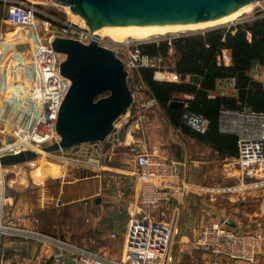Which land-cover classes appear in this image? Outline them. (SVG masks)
I'll return each instance as SVG.
<instances>
[{
	"label": "built area",
	"instance_id": "1",
	"mask_svg": "<svg viewBox=\"0 0 264 264\" xmlns=\"http://www.w3.org/2000/svg\"><path fill=\"white\" fill-rule=\"evenodd\" d=\"M51 1L55 7L63 6L56 1ZM52 19L57 21L59 27L56 35L45 38L41 32L47 31V24L49 25ZM7 26L30 28L34 41L32 89L29 94L30 114L26 116L23 112L28 120L26 131L16 143L10 146L9 151L17 154L24 150H32L42 155L46 153L42 151L43 147L58 142L60 139L55 124L61 103L71 85L70 80L60 73V64L64 60V55L52 49L51 39L54 36H60L88 44L93 37L89 28L69 19L52 18L32 0H0V49L10 34ZM171 37L156 38L150 42L158 43L165 39L170 40ZM98 43L106 48L108 45L114 46L113 43H108L102 38L98 39ZM142 43L125 42L111 48L123 61L128 72L129 84L132 85V105H135L134 112L137 115L135 122L140 128L146 122L145 115L158 105L157 98L149 89L147 90L140 76V70L142 68H152L157 71L167 69L161 64V57L141 52ZM3 77V67L0 63V125L3 130L7 131L10 125L8 123L9 114L18 109H13L4 102ZM122 119L115 124L104 143L83 144L87 146L83 157L79 156L81 151L79 149L83 145L73 147L76 148L77 155L68 154L64 151L69 149H64L48 153L49 157H54L60 162L74 160L81 166L82 172L84 169L97 172L107 171L105 156L108 155L111 159L115 154L114 147L128 145L119 136L121 128L126 123V120L122 122ZM182 122L190 131L200 134L207 131L209 123L204 115L191 111L183 113ZM217 126L220 133L233 135L236 138L237 154L232 162L242 171L248 182L234 185V187H222L220 190L215 188H209V190L212 192L219 190L220 193H225L229 190L263 188L264 112H257L249 107L241 109L222 107L219 110ZM130 149L133 154L129 160L134 166L133 174L137 184L136 196L139 211L128 220L124 256L120 260L104 259L99 254L85 248L60 238L48 237L31 229H12L4 223L5 191L3 189L2 192L0 190V233L18 235L23 239L36 237L50 242L55 246L52 253V260L55 264H162L172 246L173 228L169 219L170 208L182 204L188 195L199 193L198 191L207 188L185 178L180 161L156 157L157 155L152 152L136 150L135 147ZM114 235L112 234V237ZM194 246L210 253L214 264H218L221 257L239 260L246 264H255L264 248V225L261 221H257L254 228L243 230L228 225L226 220L216 221L206 225L200 231L194 241Z\"/></svg>",
	"mask_w": 264,
	"mask_h": 264
},
{
	"label": "crops",
	"instance_id": "2",
	"mask_svg": "<svg viewBox=\"0 0 264 264\" xmlns=\"http://www.w3.org/2000/svg\"><path fill=\"white\" fill-rule=\"evenodd\" d=\"M247 38L250 40V34L247 35ZM1 52L2 49H0V56ZM170 57L173 60L170 66L173 68L174 62L178 59V55L173 48H170L168 51L167 58L169 59ZM217 61L219 65L221 64L225 67H231L233 65L231 51L229 49H222L221 54L217 56ZM166 68L167 69L162 71L155 70L153 73V80L160 83H189L196 85L197 88L200 87L202 79L199 76L192 74V72L178 74L175 71L168 69V67ZM247 75L251 79L264 84V66H261L257 62L251 63ZM145 86L148 90L149 86L147 83H145ZM204 93L206 94L207 99L211 101H216L217 98L222 97H225L226 99H237L238 90L236 88L235 78L228 77L226 75L215 77L213 87L204 89ZM194 98V93L190 91L173 92L171 94V99L167 102L166 106L160 104L158 101L157 107L145 115L146 122L143 126H141V128L135 122V116L133 115L135 105L133 104L130 111L123 117V119L121 118L122 122L126 120V123H123L124 125L121 128L119 136L125 140V144H130L129 149L130 147H135L141 151H147L148 153H151V151L154 150L156 152L153 153L157 155L156 157L171 158L180 161L185 178L191 181H200L202 180V177L205 176L208 177L207 179L210 183L215 181L217 184L214 185L221 186H226L224 184L232 182L233 183L231 185L248 182V179L238 167L232 169L231 171H227L225 162L229 160L232 161L236 155L221 153L218 148L210 142V140H204L200 136L191 133L192 131L190 132L181 126L182 115L185 110H187L190 101ZM171 100L183 102V107L170 106ZM239 103L240 102L237 101V104ZM224 105V103L221 104V106ZM207 119L209 122L207 131H209L211 125L215 127L216 124H214L215 120L213 123L212 119H209L208 117ZM136 128H138V130H136ZM217 128L218 127H216V129ZM209 132H211V130ZM218 132L216 130L215 135H217ZM229 136L232 140L235 138L233 135ZM230 149L235 151L236 145L234 144L233 147H230ZM104 161L109 167V162L106 161V156ZM133 171L124 169L123 172L126 175H124L123 179H129V181L131 180L130 182H132ZM49 172L53 175L52 171L49 170ZM92 173L93 175L95 174L94 177H96L99 176V173L101 172L94 171ZM30 176L31 178L28 177V175L17 174L9 180L8 188H10V190L5 193V198L3 199L4 212L7 213V215L4 213V223L9 225L12 229H31L40 234L56 236L71 244L81 241L88 242L89 240L93 243L96 240L100 249L99 253L105 256L108 260H119L124 256L127 220L124 222V220L120 217L121 214L115 215V213H113L116 211L114 209L115 206L111 205L108 209H103L107 207H103L100 197H94L93 202L90 201V198L85 197V193L82 195H80V193H75V195H79V197L83 198L81 207L76 205L74 213L70 212L73 210H69V213H64L65 203L61 202L59 199L56 203L52 200L53 206H50L51 202L47 201V188L43 184L45 181L44 173H40V178L36 177L34 173ZM28 178H30L33 183H36L37 187H32L29 182L30 179ZM59 192L64 191L62 189ZM242 193H248L254 198L250 201L251 203L255 200L253 206L249 205L250 203L246 204L240 202L236 208H231V211L235 213L239 212V214L243 215V218L244 215L248 216L247 218L250 219V222L253 219L263 221L264 223V187H255ZM55 194H58V192ZM113 194L115 195L116 192ZM41 195H45V198ZM193 195L195 194L192 193V195H188L182 204L177 207H171V210L175 211L176 208H178V210L181 208L182 210H187L189 207L193 206L195 200L200 199L199 197H193ZM40 196L41 198H39ZM127 198L134 197L128 194ZM97 199H100V201L96 202ZM135 201L136 204H138L137 196ZM47 202L49 204H47ZM104 212L109 215L106 219L102 218V216H104ZM80 216L82 217L78 224L80 228L73 230L74 232L69 226H64L63 224L59 225L60 220H63L66 217L71 219L75 218L77 220ZM223 220H226L228 225L233 227L235 226L238 229L245 228L243 225H238L228 221V218H224ZM188 221H190L189 224L194 223L195 216L189 218L187 223ZM85 222H87V224H89L88 222L91 223L87 225ZM242 223L246 224L247 222L242 221ZM183 225H185V223H183ZM82 228L87 229L88 234L90 235L88 240L84 237L77 238V235L81 232ZM112 234H115L114 237H112ZM183 238H187V236H183ZM106 239H110L112 241L111 244L109 241L106 243ZM187 239L190 240V238ZM99 242H101V244ZM75 244L79 245L77 243ZM54 250L55 246H53L50 242L36 237L23 239L18 235H2L0 233V264H55L52 260V253ZM184 250V252H189L186 251V248ZM175 259L176 260L174 262L181 264V256H178L177 258L175 257ZM187 259V264H214L212 255L208 252L200 250H197V252L194 253H188ZM218 262V264H246L242 261L232 260L226 257H221ZM255 264H264V248Z\"/></svg>",
	"mask_w": 264,
	"mask_h": 264
},
{
	"label": "rangeland",
	"instance_id": "3",
	"mask_svg": "<svg viewBox=\"0 0 264 264\" xmlns=\"http://www.w3.org/2000/svg\"><path fill=\"white\" fill-rule=\"evenodd\" d=\"M32 1H34V3H37L41 7V9L44 10L47 13V15H49L52 18L60 17L61 19L62 18L69 19L73 22L78 23L79 25H81L80 24L81 22L85 23L80 18H78L80 23L75 21L71 15V11L68 6L55 7L52 5L53 2L51 0H32ZM257 12L264 14V0H259L257 2H254L252 9L249 12L244 13L243 15L237 17L235 20L222 25L207 27L196 31H185L178 34L172 33L167 35H161L162 37L155 36L148 38L146 40H138V41L129 40V41H124L121 44L125 42L128 43L143 42L141 44L143 45V44L151 43L150 41H153L156 38H163V37L168 38V36L169 37L172 36L171 38H173L176 36H180L184 33H194V32L202 33L203 31H207L215 28H229L235 25L236 23L242 22L244 20L253 17ZM58 27L59 26L57 24V21L52 19V21L49 22V25L47 24V31H44L42 29L44 33L41 32V35L44 36L45 38H48L53 34L56 35V30L58 29ZM7 31L10 32V34L7 38L8 40H6L3 45H1L2 52L0 56V63L2 64L3 73H4L3 83H2V93L4 96L5 104L6 105L8 104V106L13 107V109L17 108L18 110H15L16 112H11V114H9L8 123H10V125L6 129L7 131L3 130V128L0 125V156L5 154H11V152L9 151L10 146L16 143L22 137L24 131H26L28 120L26 119L23 112H25L26 110L24 105L30 103L29 94H30V90L32 89V54L34 49V41H33V36L31 34V29L21 28L16 26L14 27L7 26ZM105 40L108 43H113L114 46L116 44H119L112 42L109 38H106ZM114 46L108 45V48L111 49ZM161 59H162L161 64L164 65V67L170 66L171 62L173 61L171 57L169 59L161 57ZM146 96H148V94ZM133 113L136 121L137 115H135V112ZM144 124L145 123H143L142 126ZM136 130H138V128H136ZM129 145H126L124 147L122 146L114 147L113 150L115 151V154H113L112 158L109 159L108 155H106V161L109 162L108 170L99 173L100 175L97 174L99 176L96 177H94L95 174L93 175L92 173L94 172V170L84 169V172H80L82 171L81 170L82 168L74 160H69L67 162L66 161L60 162L59 160L54 159V157L50 158L49 155H39L37 158L31 161L20 163L16 166L14 165L1 166L0 190H1V182H2L3 191H5V193H7V191L9 192L10 190V188H8L9 180L15 177L17 174L28 175V177L31 178L30 175L34 173L36 177L40 178V173H41L40 169L43 168L42 172L44 173L45 176V181L43 184L47 188V196H46L47 201H50L52 203V200H54L53 202L56 203V201L59 199L61 202L65 203L64 213H69L68 212L69 210H73L70 212L74 213L76 209L75 208L76 205L81 207L82 204L81 202L83 198L79 197V195L78 196L75 195V193L78 194L80 193V195L85 193V197L90 198V201L93 202H94V197L96 198L100 197L102 200L103 207H107L103 209H108V207H110L111 205L115 206L114 209L116 211H114L113 213H115V215L121 214L120 216L121 219L124 220V222L127 220L126 222L128 223L129 218L139 211V208L137 206L138 204H136L135 201L136 186H137L134 177L135 175L132 173V178H133L132 182H130L131 180L129 181V179L127 180L123 179L124 175H126L123 172L124 169L131 171L134 170V166L129 160V157H131L133 154V152H131L132 149H129ZM86 147H87L86 145H83L79 149L81 150L79 152L80 157H83L84 155L83 152L84 149H86ZM135 149L139 150L137 148ZM64 152H68V154L75 153L77 155L76 148H72ZM151 152L155 153L156 151L152 150ZM225 163L227 166V171H231L232 169L236 168V165H234V162H232L231 160L226 161ZM50 168L53 169V175L51 172H49V170L52 171ZM207 178L208 177L204 176L200 181L192 180L193 182L207 188L198 191L199 193H194L195 195H193V197H197V198L199 197L200 199H196L193 206L189 207L187 210H182V208L178 210V208H176L175 211H172L170 208L169 219L172 222V228H173L172 246L168 256L164 258L163 264H178L177 262H174L176 260L175 257L177 258L178 256L182 257L181 264H187L188 253L191 252L194 253L197 252V250H199L197 247L194 246V241L198 237L200 231H202V229H204L206 225H209L216 221H221L224 218H228L229 219L228 221H231L232 223L243 225L245 227L243 229H252L254 227L252 225H254L258 221L252 219V221L250 222V219L247 218L248 216L244 215L243 218V215L239 214V212L235 213L231 211L232 210L231 208H236V206L240 202L249 204L250 201L254 199L253 197L250 196V194L242 193V192H247L248 189H243L241 191L229 190L225 193H220L219 190L222 187H227V186L234 187V185L237 184L231 185L233 183L232 182L229 184H224L226 186L214 185L217 184V182L215 183V181H212L210 183V181ZM29 182L31 183L32 187H37V184L33 183L31 179L29 180ZM209 188H215L219 190H215L214 192H212L209 190ZM62 189L64 192H59ZM57 192L58 194H55ZM112 192L113 193L116 192V194L114 195ZM128 194L132 195L134 198H127ZM48 195H49V200H48ZM41 196L39 198H41ZM42 197L45 198V195ZM254 201L255 200H253L249 205L253 206ZM51 203L50 206H53V203L52 204ZM47 204L49 203L47 202ZM192 216H195V222L189 224L190 221H188L187 223V220ZM108 217L109 215L106 214V212H104V216H102V218L106 219ZM80 219H82L81 216L80 218H77V220L75 218L71 219L66 217L63 220H60L59 225L63 224L64 226H69L70 229L73 231L77 228H80L78 225ZM242 221L249 223L244 224L242 223ZM261 222L263 223V221ZM88 223L90 224L91 222ZM183 223H185V225H183ZM85 224H87V222H85ZM47 236L51 238H58L53 235L52 236L47 235ZM77 236H78L77 238L84 237L86 240H88V237L90 235L88 234L87 229L82 228L81 232H79ZM183 236H187V238H190V240H188L187 238H183ZM107 241H109L110 244L112 242L110 239L105 240L106 243ZM84 242L85 241L75 242V243L81 245V246L79 245L77 246L85 248L94 253H97L104 259H107L105 256L99 253L100 249L97 245L98 243L96 240L93 243H91V240L85 243ZM75 243L73 244L76 245ZM99 243L101 244V242ZM185 248L186 251L189 252H184ZM193 248L197 250H194Z\"/></svg>",
	"mask_w": 264,
	"mask_h": 264
},
{
	"label": "water",
	"instance_id": "4",
	"mask_svg": "<svg viewBox=\"0 0 264 264\" xmlns=\"http://www.w3.org/2000/svg\"><path fill=\"white\" fill-rule=\"evenodd\" d=\"M80 14L89 23L92 39L83 44L54 36L52 49L64 55L60 73L71 82L56 120L59 141L42 151L70 149L104 143L116 123L130 110L132 85L123 61L112 49L98 43V27H155L166 24H199L219 19L259 0H53ZM170 106L183 107L172 100ZM38 152L24 150L0 156V167L31 161ZM97 199L96 202H99Z\"/></svg>",
	"mask_w": 264,
	"mask_h": 264
},
{
	"label": "trees",
	"instance_id": "5",
	"mask_svg": "<svg viewBox=\"0 0 264 264\" xmlns=\"http://www.w3.org/2000/svg\"><path fill=\"white\" fill-rule=\"evenodd\" d=\"M251 38L248 40L247 35ZM173 48L178 55L173 68L168 69L178 74L192 72L202 79L200 87L192 84H178L171 82H157L153 80L154 69L142 68L140 70L143 81L147 83L152 94L160 104L166 106L171 99V94L176 91H190L194 93V99L190 101L187 110L207 116L215 120L216 126L210 127L211 132H191L182 122V127L200 136L204 140H210L221 153L237 154L230 149L236 145V138L230 139L229 135L218 132L217 118L221 107L243 108L249 107L257 112H264V84L251 79L247 72L252 62L264 66V14L257 12L253 17L236 23L229 28H215L202 33H184L158 43L151 42L141 45V52L151 56L167 58L168 51ZM222 49L231 51L233 65L225 67L219 65L217 56ZM226 75L235 78L238 90L237 99L217 98L216 101L207 99L204 89L213 87L215 77ZM172 101V100H171ZM237 101L240 103L237 104ZM225 104L221 106V104ZM221 106V107H220ZM206 117V118H207ZM217 130V135L215 132ZM220 135V136H219Z\"/></svg>",
	"mask_w": 264,
	"mask_h": 264
},
{
	"label": "bare ground",
	"instance_id": "6",
	"mask_svg": "<svg viewBox=\"0 0 264 264\" xmlns=\"http://www.w3.org/2000/svg\"><path fill=\"white\" fill-rule=\"evenodd\" d=\"M253 3H249L247 5H244L237 9L236 11L229 13L219 19L203 22L199 24H166L161 26H155V27H141V28H135V27H117V26H109L105 25L104 27H98L96 29V32L99 34L98 39H106L109 38L112 42L121 44L124 41L129 40H146L151 37H159L161 35H167L172 33H181L185 31H196L200 29H204L207 27H214L217 25H222L225 23H228L230 21L235 20L237 17L243 15L244 13L249 12L252 9ZM66 7V6H64ZM70 9V8H69ZM72 17L75 21L79 22L78 18H80L85 23L81 22V26L85 28H89L88 21L82 17L80 14H75L71 12ZM162 37V36H161ZM134 43V42H132ZM25 106V112L24 114L28 116L30 114L29 112V104L24 105ZM42 155H49L48 153H42ZM42 169L40 171L42 172ZM51 169V168H50ZM53 172V169H51ZM2 184L1 183V192H2Z\"/></svg>",
	"mask_w": 264,
	"mask_h": 264
}]
</instances>
